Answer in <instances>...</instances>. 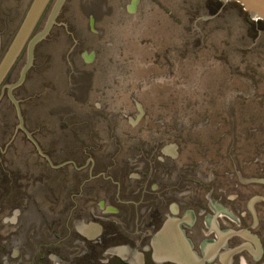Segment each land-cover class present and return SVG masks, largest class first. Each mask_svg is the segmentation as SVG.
<instances>
[{
  "label": "flooded vegetation",
  "instance_id": "1",
  "mask_svg": "<svg viewBox=\"0 0 264 264\" xmlns=\"http://www.w3.org/2000/svg\"><path fill=\"white\" fill-rule=\"evenodd\" d=\"M75 1L65 3L63 19L68 22L60 23L65 30L72 28L66 31L73 39L66 54L72 60L86 44L94 48L82 53V67L73 60L69 67L75 103L72 119L62 115L60 122L70 133L55 138L72 150L60 158L55 168L60 173H39L42 200L61 214L36 217L18 208L29 193L23 175L10 169L0 186V211L8 210L1 218L0 237L9 238L1 246L8 255L1 259L0 249V263L264 264V134L254 150L252 129L223 139L205 114L198 127H175L151 101L142 102L157 93L152 86H141L147 79L140 80V74L154 79L147 69L161 61L154 55L147 65L149 60L135 50L151 40L144 41L145 33L163 30V23L156 29L153 19L173 18L162 0H112L111 5L110 0H80L73 6ZM86 25L89 33L82 31ZM127 50L132 54H125ZM249 74L252 78V69ZM164 82L160 78L153 83ZM247 114L251 128L252 112ZM26 122L18 119V127ZM232 122L236 126L238 120ZM111 141L118 147L110 149ZM31 226L35 233L41 231L36 240L43 243L35 254L28 250L30 242L15 236Z\"/></svg>",
  "mask_w": 264,
  "mask_h": 264
},
{
  "label": "rangeland",
  "instance_id": "2",
  "mask_svg": "<svg viewBox=\"0 0 264 264\" xmlns=\"http://www.w3.org/2000/svg\"><path fill=\"white\" fill-rule=\"evenodd\" d=\"M56 1L49 8L42 27L32 34L13 71L0 86V186L1 182L5 183L2 177L11 172L10 169L19 171L14 173L16 176L23 175L21 180L29 199L24 203L20 201L18 208L34 213L36 217L43 213L49 216L61 214L49 208V200H42L39 173H60L55 169L61 164L60 158L72 150L68 142L55 138L56 135L70 133L67 128L61 127L64 123L60 122L62 115L64 119H72L70 111L75 103L69 93V67L72 60L82 67V53L89 54L94 48L86 44L72 60L67 56L73 39L66 33L72 32V28L65 30L60 23L68 22L63 19L66 12L64 5L71 0H64L45 38L38 41L29 54V42L46 29ZM162 1L174 12L173 18L166 15L155 17L157 20L153 19L152 23L156 24V29L162 28L163 23V30L156 34L145 33L144 41L149 36L151 40L135 50L149 60L147 65H151L150 59L154 55L161 61L147 69L154 72V79L140 74V80L147 79L141 86H152L153 93H157L148 96L149 102H142L148 104L151 101L152 106L155 105L153 108L159 110L164 119H171L175 127L177 124L198 127L204 124L202 119L205 114L212 120L209 123L211 129H215L216 135L223 139L231 134L245 135V130L252 129L255 150L264 134V123L261 122L264 118V22H253L242 6L235 2ZM29 3L30 0H0V62ZM79 3L80 0H76L72 5L79 6ZM112 3L110 0L109 4ZM79 17L83 23L88 22L83 15ZM68 19L72 25L75 23L74 19ZM82 31L89 33L88 25L83 26ZM125 54L132 52L127 50ZM251 69L252 78L249 74ZM160 78H164V84L153 83ZM169 88L173 90L167 91ZM160 89L162 95L158 94ZM249 110L254 119L251 128L246 126ZM82 113L87 117L83 108ZM18 119L27 120V124L19 128ZM236 119L238 122L233 126L232 120ZM73 136L74 133H71ZM176 140L184 149L181 137ZM41 144L46 149V158L42 155ZM117 145L111 141L110 149ZM59 152H62L61 155L57 154ZM7 211L1 207L0 231L4 230L1 218ZM25 229L20 228L15 236L19 241L30 242L28 250L35 254L43 245L36 240L41 239V231L35 233V226H31L29 232ZM8 240L7 237H0L1 259L8 255L1 248Z\"/></svg>",
  "mask_w": 264,
  "mask_h": 264
},
{
  "label": "water",
  "instance_id": "3",
  "mask_svg": "<svg viewBox=\"0 0 264 264\" xmlns=\"http://www.w3.org/2000/svg\"><path fill=\"white\" fill-rule=\"evenodd\" d=\"M63 0L56 1L54 9L51 13L49 24L46 29L39 35H36L28 44L29 54L33 50V46L45 36L49 27L53 21L54 16L57 13ZM222 3L226 4L229 2H235L240 4L245 12L248 13L250 18L254 21L264 22V0H220ZM51 0H33L30 8L18 29L7 53L5 54L3 60L0 62V86L6 79L12 67L17 62L19 56L21 55L26 43L35 31L42 15L50 4Z\"/></svg>",
  "mask_w": 264,
  "mask_h": 264
}]
</instances>
